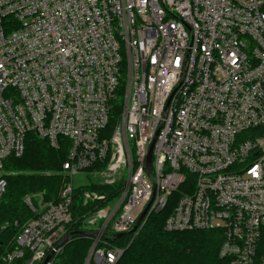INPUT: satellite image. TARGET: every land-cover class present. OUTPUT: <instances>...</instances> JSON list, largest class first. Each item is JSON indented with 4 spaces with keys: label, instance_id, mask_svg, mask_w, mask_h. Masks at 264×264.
Masks as SVG:
<instances>
[{
    "label": "built area",
    "instance_id": "1",
    "mask_svg": "<svg viewBox=\"0 0 264 264\" xmlns=\"http://www.w3.org/2000/svg\"><path fill=\"white\" fill-rule=\"evenodd\" d=\"M27 134L65 149L68 181L24 198L36 217L0 264H54L71 224L84 264H116L161 212L218 231L226 264H264V0H0V201ZM87 173L115 191L74 219Z\"/></svg>",
    "mask_w": 264,
    "mask_h": 264
},
{
    "label": "trees",
    "instance_id": "2",
    "mask_svg": "<svg viewBox=\"0 0 264 264\" xmlns=\"http://www.w3.org/2000/svg\"><path fill=\"white\" fill-rule=\"evenodd\" d=\"M65 160L64 148L54 149L47 140L27 134L22 155L9 157L4 162L7 186L0 201V261L13 249L21 226L36 217L24 198L36 194L44 202H54L58 198L65 184L59 174ZM86 191L109 196L115 190L99 184L75 189L71 205L74 219L81 218L90 209L89 205L83 206L82 195ZM32 200L37 202L38 198ZM162 213L151 216L134 238L127 236L120 243L115 242L125 249L116 264H226L218 255L222 242L218 231L168 232ZM78 229V224H71L69 232H79ZM88 241L82 237L71 238L54 264H83L90 246ZM24 262L22 258L11 264Z\"/></svg>",
    "mask_w": 264,
    "mask_h": 264
},
{
    "label": "rangeland",
    "instance_id": "3",
    "mask_svg": "<svg viewBox=\"0 0 264 264\" xmlns=\"http://www.w3.org/2000/svg\"><path fill=\"white\" fill-rule=\"evenodd\" d=\"M4 173H5V171H4ZM59 174L62 176L63 181L65 180V184H66V182L68 181V179L61 172H59ZM85 176L87 177V180H86ZM100 181H101V177L99 175H96V173H87L85 175L79 174V175H77V176H75L73 178V185H74L75 188H84V187L89 186V185H96L97 182H100ZM99 186H101V185H99ZM63 188H64V186H63ZM30 197L32 199H37V198L40 197V195L36 194V195H32ZM39 202L40 201H38V203ZM89 242L90 241H88V244H89ZM70 246L73 247V244H71ZM89 248H90V246H88V249H87V252H86V256H87V253L89 251ZM83 264H84V262H83Z\"/></svg>",
    "mask_w": 264,
    "mask_h": 264
},
{
    "label": "water",
    "instance_id": "4",
    "mask_svg": "<svg viewBox=\"0 0 264 264\" xmlns=\"http://www.w3.org/2000/svg\"><path fill=\"white\" fill-rule=\"evenodd\" d=\"M143 215H144V214H142V215L140 216L138 223L142 220ZM136 228H137V225L132 229L131 232H129V234L133 233V232L136 230ZM123 235H124V234L117 235V238H120V237H122ZM88 236H89V234H87V233H85V232H72V233H70V234L68 235V237L66 238V241H69V240H70L71 238H73V237H88ZM48 259H49V257L47 258V260H48ZM47 260H46V261H47Z\"/></svg>",
    "mask_w": 264,
    "mask_h": 264
}]
</instances>
